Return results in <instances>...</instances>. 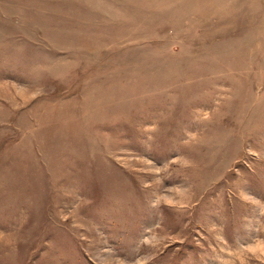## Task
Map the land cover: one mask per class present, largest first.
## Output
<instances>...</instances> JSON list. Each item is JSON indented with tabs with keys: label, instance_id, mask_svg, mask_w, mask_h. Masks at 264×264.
I'll use <instances>...</instances> for the list:
<instances>
[{
	"label": "rangeland",
	"instance_id": "1",
	"mask_svg": "<svg viewBox=\"0 0 264 264\" xmlns=\"http://www.w3.org/2000/svg\"><path fill=\"white\" fill-rule=\"evenodd\" d=\"M0 264H264V0H0Z\"/></svg>",
	"mask_w": 264,
	"mask_h": 264
}]
</instances>
